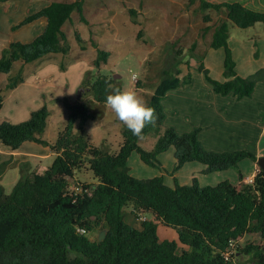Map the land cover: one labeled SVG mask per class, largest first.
Listing matches in <instances>:
<instances>
[{
  "label": "trees",
  "instance_id": "trees-1",
  "mask_svg": "<svg viewBox=\"0 0 264 264\" xmlns=\"http://www.w3.org/2000/svg\"><path fill=\"white\" fill-rule=\"evenodd\" d=\"M84 1H52L21 21L23 25L44 17L46 25L30 42H12L2 50L0 73L7 75V82L4 87L0 85V110L5 92L24 80V64L52 53H69L67 34L62 27L71 20L73 11L79 13L81 22L88 24L83 15ZM210 8L225 16L213 27L209 47L224 49L226 80L208 79L218 93H233L238 98L249 96L256 81L264 78V69L247 77L236 75L228 47L229 22L241 29L258 22L264 24V10L237 1L200 0L202 11ZM204 18L211 21L208 15ZM208 29L209 26L203 31ZM75 37L80 43L84 41L77 31ZM177 54L182 52L177 50ZM109 55V51L97 49L92 62L94 68L106 64ZM17 62L20 65L15 68ZM173 69L171 74L169 69L163 70L150 95L147 105L155 110L154 121L145 126L140 136L123 127L122 141L116 151L108 145L92 143L85 125L93 116L80 99L68 96L62 99L67 120L52 143L43 138L50 114L46 105L19 123L0 119V141L4 145L16 149L25 141H34L49 145L56 154L42 173L30 171L22 163L20 178L9 193L0 185V264H233L224 256L231 239L244 240L237 247V262L242 256L246 262L241 264H264V246L253 239L258 235L264 237L261 168L251 182L235 185L224 180L206 186L193 178L191 184L175 182L170 187L162 176L143 179L129 172L127 161L132 153L144 163L156 166L157 155L170 147L174 148L173 171L191 161L205 165V173L238 167L245 159L257 161L248 151H207L197 138L198 129L178 134L173 127L164 125L161 101L180 82L177 63ZM81 87L103 105L113 88L122 90L120 81L107 75L84 79ZM148 135L156 139L150 150L139 144ZM9 164H0V179ZM84 168L93 173L95 182L74 180L76 171ZM72 180L81 187L80 192L70 189ZM129 205L136 215L149 213L152 218L141 219L139 226L129 224L125 220ZM158 223L175 230L177 240L160 238ZM78 228L85 233H80ZM96 229L106 230L102 240L88 237Z\"/></svg>",
  "mask_w": 264,
  "mask_h": 264
},
{
  "label": "crops",
  "instance_id": "crops-1",
  "mask_svg": "<svg viewBox=\"0 0 264 264\" xmlns=\"http://www.w3.org/2000/svg\"><path fill=\"white\" fill-rule=\"evenodd\" d=\"M257 1L244 0L242 4L264 10V7L258 6L260 3ZM51 2L0 0V56L2 50L12 42H30L44 30L46 25L44 17L23 25L20 23L25 17L39 11ZM262 4L264 5V3ZM13 16L15 19L11 21L10 18ZM228 47L236 75L247 77L263 70L264 24L258 22L246 29L237 26L232 30L229 28ZM203 51L205 63L200 62V67L196 65L191 67L192 61L189 60L193 58H189V56L185 57L184 63L178 66L179 85L168 90L161 101L164 125L173 127L178 134L198 129L197 138L207 151H248L253 153L256 158L264 156V78L256 81L252 93L246 97L238 98L233 93H218L214 90L208 77L219 82L226 80L224 76L225 51L223 48L210 47ZM67 55L52 53L24 64V80L15 88L5 92L0 119L4 118L13 123H19L27 120L32 111L40 109L43 105L47 106L48 103L54 102L63 104L62 99L66 96L78 99L76 92L82 88L81 85L86 74L93 68L92 65L86 67L85 64L79 67L78 63L74 62L75 60L64 63L63 59ZM196 55L197 50L192 57ZM19 65L20 62H17L14 67L17 68ZM99 73L110 74L108 71ZM6 82L7 75L0 73V85L4 87ZM86 95L94 103L92 93ZM80 100L83 102L82 99ZM105 106L108 107L107 104ZM56 137L57 134L55 137H50L46 132L43 135V138L50 143L54 142ZM152 139L156 141L155 138ZM154 140L152 144H155ZM152 144L149 150L153 148ZM55 155L50 146L46 144L25 141L18 148L11 149L0 141V164L10 162L1 176L0 185L8 193L5 183L7 182L6 184L12 189L20 178L22 163H26L30 171L40 172L38 170L46 169L53 162ZM127 165L131 175L143 179L162 176L165 184L170 187H173L175 182L181 185L191 184L193 178H196L201 186L216 185L224 180L237 185L252 179L259 169L257 161L245 159L238 167L211 173H205L206 166L197 161L187 162L178 170L173 171L175 165L173 147L157 155L156 166L144 163L136 153L130 155ZM7 173L11 177L4 181ZM142 216L150 218L146 214L136 215L131 205L126 208L125 220L129 224L139 226ZM165 228L164 225L158 223L157 232L160 238L170 237L172 238L170 240H175L174 238H177L176 231L169 228L165 232Z\"/></svg>",
  "mask_w": 264,
  "mask_h": 264
},
{
  "label": "rangeland",
  "instance_id": "rangeland-1",
  "mask_svg": "<svg viewBox=\"0 0 264 264\" xmlns=\"http://www.w3.org/2000/svg\"><path fill=\"white\" fill-rule=\"evenodd\" d=\"M206 1L222 3L227 0ZM237 1L244 2V0ZM257 3H260L259 7H264L262 4L264 0ZM83 15L88 24L81 22L79 13L73 11L71 20L62 27L67 34L70 46V51L63 62L69 63L75 60L79 67H82V64L87 65L86 67L92 65L93 69L86 74L85 80L103 75L99 72L108 71L110 74L107 76H115L114 78L123 85V90L131 88V91L147 104L163 70L169 69L171 74L176 63L178 68L187 56L193 58L189 60L192 61L191 67L195 65L200 67V62L203 61V50L209 47L213 27L225 19L223 14L214 9L202 11L200 0H195L193 3H189L188 0H85ZM205 15L210 16V22L205 21ZM14 19V16L10 18L11 21ZM207 26L209 29L204 32L203 29ZM234 27L236 26L229 22V28L232 30ZM75 31L83 38L82 43L77 41ZM97 49L110 53L107 63L100 67L101 70L94 68L92 64ZM177 50H180L182 54H177ZM196 50L197 55L192 57ZM132 73L136 74L135 81L131 79ZM89 92L88 89L83 88L79 98L87 105L89 113L93 116L85 125V131L93 144L97 146L105 144L112 151H116L122 141L121 131L125 126L109 107L96 101L91 102L86 95L91 94ZM47 107L50 114L45 132L47 136L55 137L66 123L67 110L60 102L48 103ZM74 130L77 131V124ZM152 138L154 137L148 135L140 140L139 144L149 150L154 140ZM10 177L7 173L4 181L9 180ZM74 180L92 183L95 177L89 169L84 168L76 171ZM75 182L72 180L70 187L76 186ZM6 183V191L9 193L11 186ZM146 215L152 218L151 214ZM165 229V232L169 230L167 227ZM100 231L93 230L88 233V237L91 240L98 239ZM174 239L177 240L176 237ZM253 239L264 246V237L258 235ZM243 242L242 239L241 243ZM238 260L236 264L246 262L242 256Z\"/></svg>",
  "mask_w": 264,
  "mask_h": 264
},
{
  "label": "clouds",
  "instance_id": "clouds-1",
  "mask_svg": "<svg viewBox=\"0 0 264 264\" xmlns=\"http://www.w3.org/2000/svg\"><path fill=\"white\" fill-rule=\"evenodd\" d=\"M115 117L135 136L156 118L155 110L131 90L113 88L105 98Z\"/></svg>",
  "mask_w": 264,
  "mask_h": 264
},
{
  "label": "built area",
  "instance_id": "built-area-1",
  "mask_svg": "<svg viewBox=\"0 0 264 264\" xmlns=\"http://www.w3.org/2000/svg\"><path fill=\"white\" fill-rule=\"evenodd\" d=\"M131 79L133 80V81H135L136 80V74L135 73H132L131 74ZM253 179V178H252ZM252 179H249L247 182H251L252 181ZM70 187V186H69ZM70 189L72 190V191H75V192H80L81 191V187L80 186H71L70 187ZM145 217H141V219H144ZM78 231L80 232V233H85V231H84V229H81V228H78ZM241 242V239H239V240H234V239H231V240H229V243H228V245H227V247H226V250H225V252H224V256H225V258L227 259V260H230V261H232V263L233 264H236L237 263V258H236V256L238 255V253H237V247L239 246V243Z\"/></svg>",
  "mask_w": 264,
  "mask_h": 264
},
{
  "label": "water",
  "instance_id": "water-1",
  "mask_svg": "<svg viewBox=\"0 0 264 264\" xmlns=\"http://www.w3.org/2000/svg\"><path fill=\"white\" fill-rule=\"evenodd\" d=\"M82 91H83V88H80L77 91V97H78V99L80 98ZM257 165H258L259 168H261L264 171V156H260V157L257 158ZM105 234H106V230L105 229H102L99 232L98 240H102L105 237Z\"/></svg>",
  "mask_w": 264,
  "mask_h": 264
}]
</instances>
